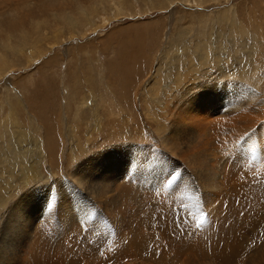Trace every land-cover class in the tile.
Instances as JSON below:
<instances>
[{"label": "bare ground", "instance_id": "1", "mask_svg": "<svg viewBox=\"0 0 264 264\" xmlns=\"http://www.w3.org/2000/svg\"><path fill=\"white\" fill-rule=\"evenodd\" d=\"M117 2H119V0ZM115 6L117 7L118 5ZM113 8L115 7L113 6ZM105 11H107L106 8ZM119 13L121 14L123 12ZM43 15H45V13H43ZM52 15L57 16L55 13H52ZM70 16H67L66 19L71 22L72 27H74L77 23L75 21L72 22ZM219 16L226 17L227 21H224L226 22L225 24L221 21L222 25L217 27L213 22L216 21V17ZM98 18L100 19V17ZM199 18L204 20L203 16ZM207 18L206 16V19ZM96 19L87 21L88 24L86 25L92 27L93 23H96ZM200 19L198 20V29L194 30L189 40L188 38H184V31L179 32L176 37L167 39L164 48L159 54L157 62L153 64L155 65L153 70H150V72L146 71L142 74V72H140L141 70L135 69V71H137L135 74H132V78H130L131 82L134 83L130 92L133 93L137 91L140 95L139 105L128 100L126 101V106L114 105L115 103L113 104V102L115 98L114 100L111 98L113 96H117L118 98L122 97L117 92L109 91L110 89L107 88L102 76L101 82L103 81L104 83L103 92H100L101 94L99 96L96 92L92 93L89 91L90 94L86 93L79 101L76 100L77 93L72 97L71 101L75 106V110L72 115H68V127L73 129L68 130L66 134L64 133L67 138H74L75 141L70 142L68 139V151L65 156L68 162V171L69 169L71 171L70 173H65L58 170L53 172L54 170H52V172L54 175L59 174L66 175L67 178L69 176L71 177V180L67 181L66 184L57 181L55 185L73 189L74 194L77 195L78 201L75 197L71 199L70 196H63L62 200L54 202H51L47 198L42 200L44 190H36L40 189V186L33 187V185L35 183L38 184L37 182L39 180H44L45 177L50 178L51 176L50 173L45 174L47 169L44 167L45 159L41 154L42 148L46 147L47 144H42L40 139L35 138V128H31V124H33L34 121L31 120L32 115L29 104H24L27 124L29 125L28 130L24 128L25 126L23 127V125H21L22 122L20 119L16 118V111L12 109V107H9L7 115L5 116L6 118L2 119L4 120L2 123L0 121V129L2 130V128H4V132L0 130V141L5 142L4 146L2 145L3 143H0V264H30L27 260L29 243L37 233V229L33 225L39 223H42L44 225L42 228H45V230L49 232H47L48 236L50 234V237L57 240V245L58 247L60 246V249H54L55 252L59 251L61 253V251L64 250L62 242L64 243L71 236H75L76 238L81 236L80 232L84 234L87 233L88 236L93 239L102 232L100 235L101 239H98L102 240L101 244L108 242V234L111 235V233L114 234L118 232L116 240L125 247L124 249L129 247L133 249L138 245L145 248L147 244L141 242L143 240L129 243V233H123V227L120 226L129 219V215L132 216L131 218H133V216L136 218L138 217L136 213L138 209H136L135 206L129 208L130 199L134 200L133 198L136 197V204L134 202L135 200L133 201L134 203L131 200V204L133 203V205L143 206L147 204V206H150V202L154 200H151V197H160L161 200L165 202L166 198L171 199V205H175L181 202L179 200L182 198L185 185H187V188L194 189L193 191L188 189L189 193H193L192 197L196 194L199 198V195L203 193L205 197L202 198L201 196L202 199H198L199 203L202 202L209 208L211 207V210H208L206 206V208H203V211L201 207V209L197 207L198 204L194 205L193 202L189 201H185L184 203V200L182 204L180 203L181 206L194 210L192 213L202 217L205 216V219L208 217L206 219L207 221L204 220V227L202 226L201 229L203 233H207L208 235L213 231L214 234L216 231H219V233L222 234L220 237L217 236L219 242L225 238L228 239L230 234H227L229 232V227H227L225 217L219 215L221 212L223 213V211H219V209L223 207V203L217 205L215 201L222 200L224 202V200H227L228 195L226 194V187H232L237 190V187H245V190L251 193L248 194L246 201L240 202V207H236V209L239 208V218H237V221H239L238 225L244 227V231L242 232H246V236L252 235L251 238H246L245 236V238H241V228H238L240 235L239 237L236 236V240L238 237V241L230 248L231 250L226 249V252H223L224 248L222 247H224V245H219L221 249L219 255L216 256L214 260L212 259L213 261L210 260L207 262L204 259L198 258L195 253H190L188 261L185 262L186 264H231L236 257L241 256L245 246H248V249L249 247L255 246V251H257L259 244H261L258 252H264V239H262L263 243H260L261 237L260 239L258 238L260 235H264V224L259 220L262 203L258 202L260 199L259 197L264 196V181H262V178L264 179V90L263 93H261V85L263 84L262 81H264V69L261 70L257 65H253V63H257L256 57H258L259 65L260 62L264 64V59L259 56L258 53L262 43L257 41L256 32L251 33L248 30L249 28H243L238 23L235 12L231 17H228L225 13L215 15L209 21L207 20L208 23L203 26L201 25L202 21ZM104 22L106 21L103 20V23ZM208 25L211 26L209 27ZM223 25L227 28L226 33L221 31ZM202 32L203 35H199ZM106 42L107 41L103 40L100 43L101 46H104ZM140 42L141 41L138 39L133 41L128 40L126 44L129 43V46L123 44L124 47L118 48L119 50L117 49L118 57L122 54L121 51H124L126 47H128L130 57H133V60L137 59L138 53L136 51L133 52V50L138 48L139 51ZM30 43L32 44V42ZM23 49L25 48L22 46L16 48V50L12 51V56H20L19 54L24 51ZM30 49H28V57L33 59L31 56L32 54H30L33 50V46L32 49ZM38 52L40 53V51ZM146 58L147 57H145V60ZM2 59L3 62H6L4 58ZM148 64L146 65L148 66ZM104 66L103 64V67L101 66L102 68L99 70H105ZM4 68H6V64L1 65L0 70ZM124 88L126 89V87ZM105 94L107 98L104 97ZM103 98L108 99L109 103L104 102ZM129 98L130 100H134L135 97L131 96ZM102 104L105 106L104 112H101ZM130 104L132 107L134 106L140 109V115L137 116V118L142 121V123L140 122L141 126L137 127L138 129L135 128L137 130H133L132 127L130 129L125 128L126 125H122L124 128L115 130V127L104 128L103 131L106 136L95 138L99 135L97 130L102 128V120L103 118L105 119L106 114L109 118L114 119L112 121L115 124L114 126H119L122 121L126 122L129 120L131 125H135L132 124V120L135 119H133L134 113L132 112ZM110 109H113L116 115L113 111H110ZM145 118L149 120L151 126L154 125L155 130H152L151 126L148 128L144 127ZM82 122H89L93 125L94 137L92 134L93 132H90L92 128L87 131L83 130L85 131L84 136L88 145H86V143L82 144L84 139L79 140L82 135L75 131L79 126L83 127ZM136 124H138V122H136ZM13 125H15L16 130H14ZM46 128L49 138H44L49 140L50 144L51 138L49 132L51 129L47 126ZM85 128L86 127H84V129ZM244 130L247 131L244 133L242 132ZM8 131L10 134L12 133L11 138L6 137ZM212 131L215 133L212 134ZM44 132L46 133V131ZM226 133L227 135H225ZM29 134L31 136H28ZM240 134H242L241 137L243 138H237ZM248 134L251 137H248ZM255 134L260 135L261 138H252ZM152 137H155V139L153 138L151 140L154 143L150 142L148 139ZM123 138L134 140V143L128 142V147L133 158L136 160L135 152L139 154L141 151H143L144 158H147V155H149L155 157L154 159H158V161L153 164L155 169L151 174L142 176L139 179L131 176V178L128 179L124 177V173L121 172L123 165L117 164L115 160L114 162L112 160V156L115 155L113 154L112 145L116 143L120 144ZM106 143L111 144L109 147H104ZM145 143H147L148 146H143ZM155 143L161 145L163 148L169 147V151H165L161 147H155ZM215 144H217V146ZM91 145H96L97 151H94L91 156H87L86 160H80L79 158L80 161L72 168L71 166L74 161L71 162V159L73 160V158H75L76 153L77 157L85 153ZM205 145L209 146L208 151ZM213 146L214 148L216 147V149H214ZM98 148L100 149L98 150ZM125 149L127 150V148ZM187 151H190L191 154H186L185 152ZM178 152L180 154H185L187 157L174 161L175 153ZM170 161L172 163H170ZM195 162L197 166L194 164ZM168 167H170L169 171ZM188 168H192V170L188 171ZM176 170L183 171L178 178L171 179ZM188 175H193L194 179L189 180V178H187ZM256 176H258L259 179ZM47 180L45 187H52L53 182H48L49 180ZM56 180H58V178H56ZM196 184H199L198 188H195V186H197ZM248 184L250 185L249 188H247ZM125 186L129 187V189L134 192H132L131 195V193L128 192L129 190L125 189L128 192L129 200L125 198L126 200L122 199V201H119L122 193L120 189L124 190ZM256 189H260V192L256 193ZM83 191L86 193L85 199H83L81 194ZM10 202H12L13 206L11 209H15L14 214L17 215L18 211L21 213L18 217H15V220L8 218V216L2 219L5 207L7 204H10ZM257 202L261 204L258 205ZM123 205L124 210L121 211L120 208H122ZM247 207H249V209H247ZM114 209L115 211L109 213ZM165 209L166 208H164V210ZM7 210L8 209H6L5 212H7ZM247 210L248 214H246ZM161 211L163 213V210ZM138 212L140 213V211ZM204 212L207 213V216ZM165 213H167V210ZM11 214L12 213H8L7 215ZM104 214L107 215V219L102 217ZM22 215H24V217H22ZM230 216L229 214V217ZM107 220L111 222L110 225L107 223ZM154 220L156 221V219ZM37 221L38 223H36ZM147 222L148 221H146V223ZM149 222L151 223L152 221ZM21 223L25 227L22 232H20ZM114 226L115 228L113 229ZM153 229L155 228H152V230ZM147 231L148 230H145L144 233ZM149 232L150 231L147 233L149 234ZM147 233L145 234L147 235ZM137 234V238L145 235H141L140 233ZM67 236L68 238H66ZM211 239L213 238L211 237ZM108 243L110 245V242ZM112 244L111 247L114 248V242H112ZM208 245L209 243L207 241V246ZM213 245H215V243ZM187 247L190 248L189 245ZM213 248L215 247L213 246ZM124 249L122 250L123 252ZM257 253L256 255L259 259L258 261L256 260V264H264V255L262 253ZM132 255L140 258L138 254ZM152 255L155 256L153 253ZM206 256L209 257V255ZM52 259L56 262H49L50 264H65L66 262L72 264L80 261V259L78 260L77 258L64 260L61 255ZM254 259L256 258L254 257ZM134 260L137 259L135 258ZM40 262L41 261L38 262L37 260L34 264H39ZM89 263L90 262L85 264ZM131 264L136 263L131 262ZM140 264L148 263L145 262V260H140Z\"/></svg>", "mask_w": 264, "mask_h": 264}, {"label": "rangeland", "instance_id": "2", "mask_svg": "<svg viewBox=\"0 0 264 264\" xmlns=\"http://www.w3.org/2000/svg\"><path fill=\"white\" fill-rule=\"evenodd\" d=\"M117 1L118 0H0V67L1 65L6 64V68L0 70V121L1 123L4 121L2 119L6 118L5 116L7 115L9 107H12V109L16 111V118H19L22 122L21 125H23V127L25 126L24 128L28 130L29 125L27 124L26 109L24 108V106L26 105L25 103L29 104L32 115L31 120L34 121L33 124H31V128H35V138L40 139L42 144H47L46 147L42 148L41 154L45 159L44 167L45 169H47L45 174L50 173L51 176L50 178L45 177L46 179H41L37 182L38 184L35 183L33 185V187L40 186V189L36 190H44L42 200L47 198L51 202H54L62 200L63 196H70L71 199L75 197L78 201V198L76 197L77 195L74 194L73 189L55 185L57 181L66 184L67 181L71 180V177L69 176L67 178L66 175L59 174L54 175L53 172L58 170L65 173H70L71 171L70 169L68 171L69 167L67 166L68 162L65 156L67 155L68 151V139L70 142H73L74 138H67L65 134L68 130L73 129L68 127V115H72L73 111L75 110V106L71 101L72 97L77 93L76 100L79 101L86 95V93L90 94L89 91H91L92 93L96 92L99 96L103 92L104 85L103 81L101 82V76L103 77L107 88L110 89L109 91L117 92L122 97L118 98L117 96H113L111 99L114 100L115 98L113 102V104L115 103L114 105L126 106L127 100L131 102L133 101L137 103V105H139L140 95L137 93V91H134L133 93L130 92L132 90V87L134 86V83L131 82L130 79L132 78V74H135L137 70H141L140 72H142V74H144L146 71L150 72V70H153L155 68V65L153 64L157 62L159 54L164 48L168 38L176 37L179 32L184 31V38H188L189 40L194 30L198 29V20L200 19V16L204 17V20L200 19L202 21L201 25L203 26L208 23V21L212 17H214L215 15H221L222 13H225L228 17H231L235 12L237 21L243 28H249L248 30L251 33L256 32V38L258 39L257 41H260L262 43V45L259 47L258 53L259 56L264 59V0ZM115 5L118 6L116 7ZM113 6L115 8H113ZM105 8L107 9V11H105ZM119 12L123 13L120 14ZM43 13H45V15H43ZM52 13H55L57 16L52 15ZM67 16H70L71 21H75L77 25H74V27H72L71 22L67 21L66 19ZM206 16L208 17L207 19ZM98 17H100V19ZM94 19H96V23H93L92 27L86 25L88 24L87 21ZM216 19L217 20L214 21L213 24H215L217 27H220L222 25L221 21L224 22L226 20V17L219 16L216 17ZM103 20H105L106 22L103 23ZM225 23L226 22H224V24ZM208 26L210 27L211 25ZM221 31L223 33H226L227 28L223 25ZM199 35H203V32ZM136 39L141 41L139 51L138 48L133 50V52L136 51L138 53V58L133 60V57H130V51H128V47H126L125 50L123 49L125 52L121 51V49V57H118L117 49L124 47L123 44L125 45L128 40L133 41ZM101 40L107 41L106 44L104 43V46H101ZM30 42H32V44L34 45H32ZM126 45L129 46V43ZM20 46L25 48L23 49L24 51L20 52V56H12V51L16 50V48ZM32 46L33 50L30 54H32L31 56L33 57V59H30L28 57V49H32ZM37 50L40 51V53ZM125 57L127 60L125 59ZM145 57H147L146 60L149 64L146 62ZM2 58H4L6 62H3ZM256 58L257 63H253V65H257L259 69L263 70L264 64L260 62L259 65L258 57ZM103 64L105 65V70H99L103 67ZM146 64H148V66ZM129 69L131 74L129 73ZM135 69L137 70L135 71ZM262 83L261 93H263L264 90V81H262ZM124 87H126V89ZM131 96L135 97L134 100H130L129 97ZM104 97L107 98V95L105 94ZM103 100L104 102L109 103L108 99L103 98ZM131 109L134 113L133 119H135L132 120V124H135L136 126L131 125L130 120L126 122L122 121L119 126H114L115 124L112 122L114 119L109 118L106 114L105 119L103 118L102 120V128L97 130L99 132V135L95 138H102L106 136L103 131L104 128L115 127V130L124 128L122 127V125H126L125 128L130 129L132 127L133 130H137V127L141 126L142 123V121L137 118V116L140 115V109L135 108L134 106ZM104 111L105 106L102 104L101 112ZM110 111H113V113L115 112L113 109H110ZM145 119L144 127L148 128L151 126V124L149 123L148 119ZM136 122H138V124H136ZM82 124L83 127L79 126L77 130H74L76 131V133L82 135L81 138H79V140L84 139V142H82V144L86 143V145H88L87 140L84 136V132L92 128L90 132H93L92 134L94 137L93 125H91L89 122H82ZM46 126L51 129L49 132L51 138L50 144L49 140L45 139L49 138ZM84 127L86 128L84 129ZM13 128L14 130H16L15 125H13ZM151 128L152 130H155L154 125L151 126ZM44 131H46V133ZM246 131L247 130H244L242 132L245 133ZM1 132H4V128H2ZM211 133L213 134L215 132L212 131ZM242 134H240V136H238L237 138H243L241 137ZM225 135H227V133ZM11 136L12 133L10 134V132L8 131L6 137L11 138ZM28 136L31 135L29 134ZM248 137L251 136L248 134ZM153 138L155 139V137L148 139L150 142H153L151 141ZM252 138H261V136L255 134ZM128 142L134 143V140L123 138L120 144L116 143L112 145L114 152L113 154H115L112 156L113 162L115 160L117 164L123 165V169L121 172L124 173V177L127 179L131 177L139 179L142 176H148L155 169V166L153 164L156 163L158 159H154L155 157L149 155H147V158H144L143 151H141L139 152V154L135 152V157L137 158L136 160L135 158H133L132 154L129 151ZM0 143H3V146L5 145V142L3 141H0ZM110 144L111 143H106L104 144V147H109ZM215 145L217 146V144ZM143 146L146 147L148 146V144L145 143ZM155 147H161L163 150L169 151V147H164L166 148L164 149L161 145L156 143ZM205 147L208 151L209 146L205 145ZM125 148H127V150ZM99 149L100 148H98V150ZM214 149H216V147ZM94 151H97L96 145L89 146V149L85 153L79 155L80 157H77L76 153L75 158H73V160L71 159V162L74 161L71 167H75L81 159L86 160L87 156H91ZM185 153L191 154L190 151H187ZM200 154L202 155L201 152ZM186 157L187 156H185V154H180L178 152L175 153L174 161H178ZM170 163L172 162L170 161ZM194 164L196 165V162ZM170 167H168V171L170 170ZM52 170L54 171L52 172ZM187 170L190 171L192 170V168H188ZM182 171L183 170H176L173 173L174 176H172L171 179L178 178ZM140 172L142 175L140 174ZM52 175L54 176V178ZM55 177L58 178V180H56ZM256 177L259 179L258 176ZM187 178H189V180L194 179L193 175H188ZM46 180L48 182H53L52 187H45ZM262 181H264L263 178ZM196 185L197 186H195V188H198L199 184ZM249 187L250 185L248 184L247 188ZM237 188L238 190L232 187H226V194L228 195L227 200H224V202L222 200H219L217 202L215 201L217 205L223 203V207L219 209V211H223V213L221 212L219 215L225 217L226 221L225 219L224 221L227 223V227H229V232L227 234H230V236L228 237V239H223L221 241L222 243L218 240V237L222 236L219 231H216L215 234L213 231L209 233V235L207 233H203V230L201 228L204 225V220H206L208 217H206L205 219V216L202 217L192 213L194 210H190L188 208H185L184 206H181L183 200L184 203L185 201H189L193 202L194 205L198 204L197 207H201L202 210L207 206L202 202H200L202 204L199 203V200L205 197L203 193L200 194L199 192V198L196 194L194 195V197H192L193 193H189L188 189L190 188H187V185H185L184 193H182V198L181 200H179L181 201V204L178 202V205L175 203V205H171V199L166 198L165 202L162 201L160 197H151V200H154L151 202L149 201L150 206H147V204H144L143 206L135 205L136 197L133 198L135 201L130 199L129 208L135 206L136 209L140 211V213L136 211L138 216L137 218L135 216L131 218L132 216L129 215V219L127 220L128 222L125 221L120 226L123 227V233H129V243L143 240L141 242H145V244H147V247H145L146 249L139 245L133 249H131L130 247L124 249L125 247L118 243L116 240L118 237V232L114 234L111 233V235L108 234V242H110V245L108 242H104L101 244L102 240H98L101 239L100 235L102 232L98 234L94 239L89 237L87 233L84 234L80 232L81 236H78L77 238L75 236H73L74 238L71 236L70 239L67 236L66 238H68V240L64 243L62 242L64 250H62L61 253L59 251L55 252L56 249H60V246L58 247L57 245V240L53 239V237H50V234L48 236L49 232L45 230V228H42L44 227L42 223H34L35 225L33 226L37 229V233L35 234L33 240L29 243V253L27 260L30 264L36 263L37 260L38 262L41 261V264H50L56 262L52 258L61 255L62 259L64 260H72V258H77L78 260L80 259L79 262H74L72 264H85L88 262H90L89 264H131V262L140 264V260H145V262H147L148 264H186L185 262L188 261L190 253H195L198 258L204 259L206 260V262L210 260L213 261L215 257L219 255V252L221 250L220 246L224 245V247H222L224 248L223 252H226V249L231 250L230 248H232V246L238 241L240 231L241 238H243L244 236L246 238L252 237V235L246 236L247 233L242 232L244 231V227L238 225L239 221H237V218H239V208L236 209L237 206L240 207V202L242 203L243 201L247 200L248 194H250L251 192L246 191L245 187H243L244 189L242 187ZM125 189L129 190L128 192H130L131 195L132 192H134L133 190L129 189V187L125 186L124 190H119L120 192H122L119 201H122V199L129 200L128 192ZM191 190L193 191L194 189H190V191ZM1 192L3 193L2 190ZM259 192L260 189H256V193ZM81 194L83 199H85L86 193L83 191L81 192ZM259 198L260 199L258 200V202L262 203L261 204L257 202L258 205H262L259 220L264 224V196H261ZM131 200L132 202H135L134 205V202L131 204ZM10 204L6 205L5 210H8L7 212H5L4 210V216L2 219H5L8 216V218L15 220V217H18V215H20V211L17 212V215L14 214L15 209H11L13 207L12 202H10ZM164 208L166 209L164 210ZM207 208L208 210H211V207L209 208L207 206ZM247 209H249V207H247ZM120 210H124V205L122 208H120ZM161 210H163V213ZM166 210L167 213H165ZM113 211H115V209L111 210L109 213ZM8 213L12 214L7 215ZM204 213L207 216V213ZM229 214L231 215L230 217ZM246 214H248V210L246 211ZM22 217H24V215H22ZM102 217H105L104 219H107V215L105 214L104 216L102 215ZM201 218H203V221ZM154 219H156L157 222ZM146 221L148 222L146 223ZM149 221L152 222L150 223ZM36 223H38V221ZM107 223L109 225L111 224V222L108 220ZM197 224H199V227H197ZM23 227L24 226L21 223L20 232L25 229V227ZM114 228L115 226L113 227V229ZM152 228L155 229L152 230ZM238 228H241L240 231L238 230ZM145 230L150 231L149 234L151 235L147 233L148 231L145 232L147 233L146 235L144 233ZM137 233L145 235L137 238ZM236 236H238L237 240ZM143 237H145L146 239ZM211 237L213 239H211ZM260 237V243H263L262 239H264V235H260L258 238L260 239ZM212 240L215 245H213L214 243L212 242ZM111 241L114 242V248L111 247V245H113ZM207 241L209 243L208 246ZM39 244L42 246H40ZM188 245L190 246V248L187 247ZM213 246L215 248L217 246L218 249L213 248ZM260 246L261 244H259V248ZM123 249L125 253L122 251ZM249 249L248 246H245V249H243L241 256L236 257L231 264H256L259 259V257H257L256 255L258 249L257 251H255V246L249 247ZM65 253L68 254L66 255ZM152 253L155 254V256H153ZM258 253H262L264 255V252ZM132 254H138L140 258H137V256H134ZM149 254L152 256H150ZM206 255H209V257H207ZM249 256H251L252 258ZM254 257L256 259H254ZM82 258L85 260H83ZM135 258L137 260H134ZM65 264L70 263L66 262Z\"/></svg>", "mask_w": 264, "mask_h": 264}, {"label": "snow or ice", "instance_id": "3", "mask_svg": "<svg viewBox=\"0 0 264 264\" xmlns=\"http://www.w3.org/2000/svg\"><path fill=\"white\" fill-rule=\"evenodd\" d=\"M201 219H203V218H201ZM197 227H199V224H197Z\"/></svg>", "mask_w": 264, "mask_h": 264}]
</instances>
